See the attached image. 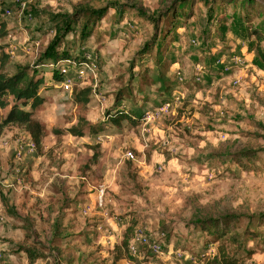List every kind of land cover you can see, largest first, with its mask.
Wrapping results in <instances>:
<instances>
[{"label": "rangeland", "instance_id": "obj_1", "mask_svg": "<svg viewBox=\"0 0 264 264\" xmlns=\"http://www.w3.org/2000/svg\"><path fill=\"white\" fill-rule=\"evenodd\" d=\"M165 1L0 0V28L4 23L8 33L0 37V62L2 53L10 55L6 72L29 67L48 81L53 68L67 72L64 81L41 92L45 103L35 117L46 136L40 150L29 146L23 127L10 126L0 136V264H202L217 245L192 230L188 205L264 213V152L249 169L209 157L225 147L264 150V131L257 126L264 122V69L256 53L257 46L264 50V14L246 23L232 7L218 3L210 14L213 2L194 1L195 15L180 22L157 62L162 43L149 18ZM80 4L108 11L85 39L81 30L63 37L64 26L52 17L71 15ZM58 39L64 42L60 51L84 52L91 62L41 64ZM150 44L153 58L140 66ZM236 57L245 63L231 72L217 64L223 59L232 65ZM85 89L92 91L88 104L76 101ZM167 103L168 111L137 127L109 118L113 111L156 114ZM76 127L86 136H72ZM58 220L73 227L68 238L55 235ZM133 223L132 234L147 228L163 256L124 246ZM260 232L248 241L247 249L256 250L248 264H264V228ZM22 246L45 257L31 262Z\"/></svg>", "mask_w": 264, "mask_h": 264}, {"label": "trees", "instance_id": "obj_2", "mask_svg": "<svg viewBox=\"0 0 264 264\" xmlns=\"http://www.w3.org/2000/svg\"><path fill=\"white\" fill-rule=\"evenodd\" d=\"M194 1L205 4L213 2L210 5V14L214 13L213 10L218 6V3L225 8L232 7L236 11L235 13L242 17L246 23H251L252 19L264 14V0H166L165 8L162 11H158L156 16L154 15L149 18L154 23L157 35L160 32V43H162V47L158 50L157 62L159 61V57L161 59L164 50L168 48L169 40H171V36L173 35L172 33L180 22L188 23L195 15L194 8L191 5ZM107 11L108 7L92 8L80 4L74 9L71 15L59 14L53 16L52 19L64 26L63 37L81 30L82 39H85L88 36V30L95 26L98 20L106 16ZM142 15L147 17L145 13H142ZM223 20L220 18L219 22ZM7 35L6 25L2 23L0 37L5 38ZM63 39H58L47 48L41 59V64H46L48 61H54V63L68 61L79 65L91 62L88 59V54L84 52H81L80 56H73L65 49L60 51L59 49L62 43L64 44L62 42ZM262 40V34H259L258 42ZM151 45L143 52V56L140 58V66H142L143 61H148L150 58H153L154 48ZM256 53L264 69V50L260 46H257ZM93 58L95 59V56ZM9 60L10 55L2 53L0 62V136L10 126L23 127L30 134L37 149L40 150L43 145V139L46 136L45 125L35 117V112L45 103V98L41 92L42 90L53 87L54 84L61 83L67 75L57 68H53L52 81H48L45 78V73L30 69L29 67L22 68L14 74H8L6 67ZM157 78L158 81L162 82L164 88H167L166 79L163 74L159 73ZM91 92V89L80 91L76 95V101L82 104H88L90 102L89 95ZM126 96L127 92L117 98L121 102ZM5 111L7 112L5 115L1 114V112ZM145 114L142 117H137L135 114L127 111H119L117 113L113 111L109 114V118L118 125L122 124L124 119H127L132 123L133 127H137L145 120ZM257 126L264 131V122H259ZM88 129L90 133L96 134L95 127L89 126ZM85 131V128L76 127L70 129L69 133L75 137H85ZM261 152H264V150L243 149L238 151L234 147H225L222 151L211 153L209 157L218 160L222 166H226L229 163H236L244 169H249L259 159ZM67 205L69 208H73L70 205V201H67ZM188 206H190V213L187 223L192 230L209 235L212 237V241L208 242L217 245L213 256H209L207 253L204 255L202 264H248L247 262L252 259L256 250H248L247 244L250 239L256 240L260 238V229L264 228V213L251 214L249 212L221 211L211 205H204L198 202ZM57 222L55 235L64 239L68 238V233L73 230V227H66L61 220ZM135 226V223H133L128 227L123 241L124 246L130 251L135 235L132 234V232H135ZM137 246L146 247L151 251L143 244H137L136 248ZM22 249L27 253L31 262L35 263L40 258L45 257L39 249L34 247L22 246ZM61 253L60 251L59 254Z\"/></svg>", "mask_w": 264, "mask_h": 264}, {"label": "built area", "instance_id": "obj_3", "mask_svg": "<svg viewBox=\"0 0 264 264\" xmlns=\"http://www.w3.org/2000/svg\"><path fill=\"white\" fill-rule=\"evenodd\" d=\"M222 60L223 59L218 60L217 61V64L222 66V69H223V72L224 73L231 72L234 67H237V68L243 67L244 66V63H245V61L242 60L239 57H236L234 59L232 65H227L225 63V61L223 62ZM62 72L65 73V74L67 73L66 71H62ZM234 84L235 85H239L240 84V80H236L234 82ZM69 87L70 86L67 83L66 84V88L69 89ZM170 106L171 105L169 103L162 105L161 108L157 111L156 114H153L151 112L146 113V115H145V121H146V123H152L153 121H155L156 118H158L162 113L168 111L169 108H170ZM29 146L32 149H34L35 148L34 142L32 141L29 144ZM22 152H23V148L17 151L18 155H17L16 159L18 161H21L22 160ZM127 157L129 159L134 160L135 159V154L133 152H129L127 154ZM19 182H21V181H19ZM137 244H143V245L147 246L154 254H156L158 256H163L164 255V248H163L162 244L159 241H157V240L150 239L149 238V235L147 233V229L146 228L140 229V230L136 231V233L134 235V238H133V243H132V245L130 247L131 248V251L133 253H137V248H136V245ZM2 257H3V255L0 252V259Z\"/></svg>", "mask_w": 264, "mask_h": 264}, {"label": "crops", "instance_id": "obj_4", "mask_svg": "<svg viewBox=\"0 0 264 264\" xmlns=\"http://www.w3.org/2000/svg\"><path fill=\"white\" fill-rule=\"evenodd\" d=\"M160 170V169H159ZM147 229V228H146Z\"/></svg>", "mask_w": 264, "mask_h": 264}]
</instances>
